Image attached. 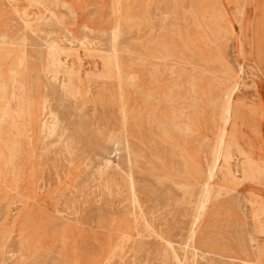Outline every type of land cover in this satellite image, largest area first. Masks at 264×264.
<instances>
[{"label":"rangeland","instance_id":"1","mask_svg":"<svg viewBox=\"0 0 264 264\" xmlns=\"http://www.w3.org/2000/svg\"><path fill=\"white\" fill-rule=\"evenodd\" d=\"M11 71L0 264H264V0H0Z\"/></svg>","mask_w":264,"mask_h":264},{"label":"bare ground","instance_id":"2","mask_svg":"<svg viewBox=\"0 0 264 264\" xmlns=\"http://www.w3.org/2000/svg\"><path fill=\"white\" fill-rule=\"evenodd\" d=\"M15 70V69H14ZM17 80H16V74L14 72L11 71V75L9 78V85L7 84V86H5L3 83L0 84L2 86V92H1V96H0V105L2 104V109H3V121L7 119H16L18 118L20 120V126L21 129L24 130L26 132V125H25V118H26V111L25 109L21 106V101L20 98L17 94V89H16V85H17ZM12 88L11 93L9 94L7 92V88L8 87ZM237 114H231V111H229L226 115V120L229 122H233L235 124H238V118H237ZM5 145L4 148H2L1 146ZM1 148L6 150V153L1 152ZM17 153V146L16 144H14L13 142H5L3 140V138L0 136V164L3 162V159H12L13 155ZM230 159H235L234 155H230V156H226L224 159V164H228ZM107 162H110V159L107 160ZM262 164L264 163V156L261 153H250L249 154V159L247 162L248 167L251 169V177L254 176L253 172L255 170H252V165L255 164ZM101 166V165H100ZM212 175H222L223 174V167H220L218 165L215 166V169L212 170ZM257 177H253V180H260V179H264V175L261 172V169H257ZM245 202H244V207L248 208L251 204L252 201H255V203L260 204L261 206H264V200L261 196L259 195H255V199H250L249 197H245ZM205 210V206L202 207L201 211L203 212ZM170 248H171V255L173 254L174 256V261L175 264H193V259L194 257H200L202 260L208 261L210 259H212L213 254L205 252L203 250H201L200 248H198L196 246V242L194 241V239H192L189 243V245H187L186 247H183L181 249H176L174 247V245H172L171 243L169 244ZM120 252V251H119ZM246 255V252H245ZM247 257V255H246ZM237 261V260H235ZM239 262H241L242 264H260V262H252L250 259L248 258H244L243 260H238Z\"/></svg>","mask_w":264,"mask_h":264},{"label":"crops","instance_id":"3","mask_svg":"<svg viewBox=\"0 0 264 264\" xmlns=\"http://www.w3.org/2000/svg\"><path fill=\"white\" fill-rule=\"evenodd\" d=\"M76 22L78 21V16H77V14H76V20H75ZM261 138H262V140H263V142H264V130H263V133H262V135H261Z\"/></svg>","mask_w":264,"mask_h":264}]
</instances>
